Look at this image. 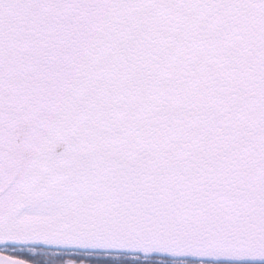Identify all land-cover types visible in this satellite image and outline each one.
I'll list each match as a JSON object with an SVG mask.
<instances>
[{"label":"snow or ice","instance_id":"obj_1","mask_svg":"<svg viewBox=\"0 0 264 264\" xmlns=\"http://www.w3.org/2000/svg\"><path fill=\"white\" fill-rule=\"evenodd\" d=\"M0 264H264V0H0Z\"/></svg>","mask_w":264,"mask_h":264}]
</instances>
